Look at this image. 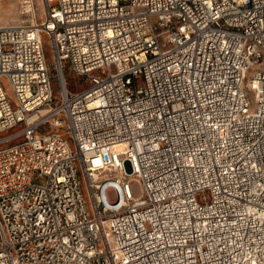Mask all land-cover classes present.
<instances>
[{
    "label": "built area",
    "instance_id": "obj_1",
    "mask_svg": "<svg viewBox=\"0 0 264 264\" xmlns=\"http://www.w3.org/2000/svg\"><path fill=\"white\" fill-rule=\"evenodd\" d=\"M0 264H264V0L0 27Z\"/></svg>",
    "mask_w": 264,
    "mask_h": 264
},
{
    "label": "rangeland",
    "instance_id": "obj_2",
    "mask_svg": "<svg viewBox=\"0 0 264 264\" xmlns=\"http://www.w3.org/2000/svg\"><path fill=\"white\" fill-rule=\"evenodd\" d=\"M53 5H55V0H0V27L31 25L34 23L40 25ZM47 46V55L51 60ZM51 71L53 72L52 62ZM66 74L69 81L76 78V75L69 67L66 68ZM71 88L75 90L72 85Z\"/></svg>",
    "mask_w": 264,
    "mask_h": 264
},
{
    "label": "bare ground",
    "instance_id": "obj_3",
    "mask_svg": "<svg viewBox=\"0 0 264 264\" xmlns=\"http://www.w3.org/2000/svg\"><path fill=\"white\" fill-rule=\"evenodd\" d=\"M48 1H50V0H48ZM33 14V13H32ZM35 14V13H34ZM34 18V17H33Z\"/></svg>",
    "mask_w": 264,
    "mask_h": 264
}]
</instances>
